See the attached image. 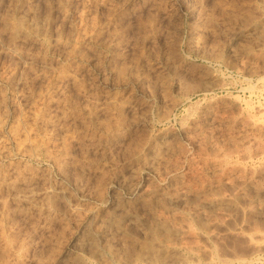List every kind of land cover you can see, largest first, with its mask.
<instances>
[{
  "label": "rangeland",
  "instance_id": "rangeland-1",
  "mask_svg": "<svg viewBox=\"0 0 264 264\" xmlns=\"http://www.w3.org/2000/svg\"><path fill=\"white\" fill-rule=\"evenodd\" d=\"M0 264H264V0H0Z\"/></svg>",
  "mask_w": 264,
  "mask_h": 264
},
{
  "label": "bare ground",
  "instance_id": "bare-ground-1",
  "mask_svg": "<svg viewBox=\"0 0 264 264\" xmlns=\"http://www.w3.org/2000/svg\"><path fill=\"white\" fill-rule=\"evenodd\" d=\"M19 26V25H18ZM18 30V29H17Z\"/></svg>",
  "mask_w": 264,
  "mask_h": 264
}]
</instances>
